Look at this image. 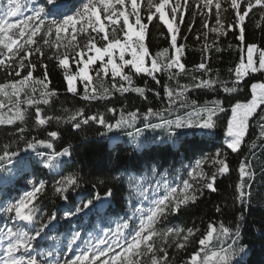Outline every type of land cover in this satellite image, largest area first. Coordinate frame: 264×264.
I'll use <instances>...</instances> for the list:
<instances>
[{"label": "snow or ice", "instance_id": "snow-or-ice-1", "mask_svg": "<svg viewBox=\"0 0 264 264\" xmlns=\"http://www.w3.org/2000/svg\"><path fill=\"white\" fill-rule=\"evenodd\" d=\"M250 23L264 40V0H77L71 4L46 0L42 6L36 0H0V125L10 126L11 137L0 147V171L6 173L0 177V189L18 173L31 169L32 175H38L48 169L55 173L49 176L52 191L67 201V193L85 181L83 167H76L84 162L76 161L71 143L63 145L59 128L48 127L53 121L70 126L75 134L85 127L94 128L100 137L135 129L128 135L137 148L143 146L137 141L144 129L162 130L167 140L161 143L173 145L185 134L180 130L196 129L204 136L217 135L213 131L217 129L223 133L220 148L187 166L188 179L177 175L173 182L167 173L158 174L156 167L151 176L101 172L94 188L106 181L127 185L126 215L102 234L85 233L73 225L67 243L46 252L41 250L42 242L56 228L58 215L45 213L41 203L48 182L29 179L30 190L0 204V213L6 214L0 226V264H175L180 253H184L182 264H247L241 226L246 222L245 213L251 211L256 169L248 157L238 160L233 169L229 157H239L246 144L253 157L252 149L264 148V43L248 39ZM150 26L159 28L167 42L155 52L145 42ZM229 36L236 43L229 42L227 50L235 47L239 55L222 79L213 72L212 54L226 50ZM189 37L195 38L201 52L200 62L191 68L182 62ZM53 70L63 76L64 93L87 105L135 93L148 106L141 111L105 103L103 112H92L85 105L62 107L61 114H56L51 111L53 98L61 92L53 85ZM190 74V82L181 83ZM137 77L144 86L137 84ZM245 89L248 95L241 102L238 94ZM199 91L214 93L216 98L202 104L190 98ZM149 93L160 107L152 106ZM182 109L183 116L178 114ZM253 119L260 134L249 144ZM141 121L143 128L137 127ZM30 132L36 135L29 137ZM41 134L46 138H39ZM57 141H61V150H56ZM233 171L237 180L232 203L225 200L214 211L220 217L231 208L239 215L227 223L209 221L203 231L195 225L166 223L206 193H217L219 178L231 176ZM261 172L264 179V167ZM114 196L113 186H108L103 197L97 193L59 219L87 215L85 210L95 207L97 201L107 204Z\"/></svg>", "mask_w": 264, "mask_h": 264}, {"label": "trees", "instance_id": "trees-1", "mask_svg": "<svg viewBox=\"0 0 264 264\" xmlns=\"http://www.w3.org/2000/svg\"><path fill=\"white\" fill-rule=\"evenodd\" d=\"M68 3L77 2V0H67ZM38 5H44L46 0H36ZM52 18V17H49ZM258 19V17L256 18ZM214 23V21H212ZM197 27H199L197 25ZM166 31V30H165ZM81 41L85 37H80ZM248 39L255 40L258 44L264 43L262 40V34L254 27V23L248 25ZM146 43L150 44L151 50L155 52L163 47L167 46V42L164 36L161 35L160 29L150 26V35L146 37ZM231 42L235 45L236 42L232 41L231 36L225 41L224 48L226 49L222 54H212V63L214 74L218 73L220 77L227 78L228 68L238 58V52L235 47L231 50H227V44ZM179 43L184 44V40H179ZM187 49L182 57V62L185 63L187 68L193 67L200 62L201 52L199 45L194 37H189L187 40ZM196 75H200L196 73ZM190 76L181 79V83L190 82ZM3 76L0 74V79ZM264 79V77H261ZM51 79L53 85L60 90L61 94L54 99L51 111L56 114H61L60 109L84 107L87 102L80 100L78 97H73L71 94H65L63 90V76L61 73L53 70ZM167 80V77H163ZM139 86H144L143 80L137 77L136 80ZM172 83V82H169ZM175 87V85H172ZM81 92L83 88L81 87ZM162 92V89H161ZM151 104L154 108L160 107L159 102L151 93L148 94ZM248 95L247 90L241 91L238 96L241 102H244ZM190 98L198 99L202 104L207 99L216 98V94L207 91L192 92ZM219 98L224 99V94L220 93ZM235 102L234 100L232 101ZM109 103L110 106L114 105L118 109L121 105H127L129 110H135L140 108L141 111L146 110L148 104L143 101L135 93H128L121 97L117 94L112 101H95L91 105H87L92 112L105 111L104 104ZM226 106L228 102L225 101ZM41 107H46L41 105ZM183 116L185 110H180L178 113ZM8 115H11L8 113ZM175 116V114H174ZM173 116V118H174ZM19 123V122H18ZM252 127L249 129L250 144L252 140H255L260 134V130L257 127V120L251 121ZM31 127V122L27 125ZM52 130L59 128L61 138L64 146L71 143L75 149L76 161H83V164L77 163L76 167H83L84 171L81 173L87 178L81 184V186L75 191H69L67 193L68 200L65 201L59 197L58 194H54L51 189L52 181L49 180V176L55 173L48 169H43L38 175H32L31 169L27 173H18L14 176L11 182L0 189V204L16 198L27 190L31 189L29 179L38 181L39 179H45L48 182V193L42 198V206L45 213L56 212L58 215V223L56 228L49 233L48 238L42 242V251L54 250L63 244L67 243V238L70 236L72 226L75 225L76 230L82 232H99L106 231L109 226L115 227L114 221L118 220L121 216L126 215L127 201L125 196L127 195V185L123 182L110 184L106 181V184L93 187L95 177L100 175L101 172H110L111 175H119L124 173L125 176H151V169L156 167L158 174L167 173L169 180L175 182V177L179 175L182 179H188L187 166L191 163L194 164L197 159H201L211 153H214L223 144V133L219 129L213 130L218 134L215 136H204L200 134V130L185 129L180 130L185 134L180 137V142L173 145L171 142L161 143V140H167L164 132L160 129H144L143 135L139 138L137 143L143 146L137 148L132 143V138L129 137V131H135V129H122L113 133H109L107 137H100L94 128L85 127V129L79 134L72 132L68 125H57L55 121L51 122L48 126ZM137 127L143 128V122H138ZM10 126L0 125V147H3L8 143L11 137L8 135ZM31 135H36L35 132H30ZM39 138H46L44 134H41ZM61 141H57V149H60ZM259 145V141L257 142ZM50 151V150H48ZM251 151H254L255 156L249 155L250 149L246 144L243 148L242 154L237 157L235 154L231 155L229 159L232 161L233 169L238 167V160L248 157L252 160L256 169V180L252 188L253 203L251 211L246 212V222L241 226V240L242 243L248 249V255L245 258L247 264H264V179H261V168L264 167V148L260 146L255 147ZM205 171H210L207 167ZM92 175L88 177V174ZM70 174V172H65ZM5 172L0 171V177H4ZM237 180V173L233 171L231 176L219 178V191L217 193H206L195 205H190L187 209L183 210V214H177L175 217H170L168 223L169 226H182L192 227L193 225L200 227L203 231L207 223L212 220L222 219L226 223L233 219L234 215H239V212L231 208L225 209V215L218 217L214 211V206L220 204L222 207L225 200L231 205L233 199V185ZM108 186H113L115 192L114 198L110 203H107L101 207L98 205L103 201H97L95 207L86 209L85 213H80L78 216L73 217L71 220L59 219L63 217L65 211H74L75 207L82 201L86 202L88 199L93 198L95 194L99 193L102 197L107 190ZM239 205H237V209ZM6 214L0 213V226L5 223ZM172 250H170L171 253ZM184 253H180L176 256L175 264H182L181 257Z\"/></svg>", "mask_w": 264, "mask_h": 264}, {"label": "rangeland", "instance_id": "rangeland-1", "mask_svg": "<svg viewBox=\"0 0 264 264\" xmlns=\"http://www.w3.org/2000/svg\"><path fill=\"white\" fill-rule=\"evenodd\" d=\"M104 205V202H101L99 205H98V207H101V206H103Z\"/></svg>", "mask_w": 264, "mask_h": 264}]
</instances>
